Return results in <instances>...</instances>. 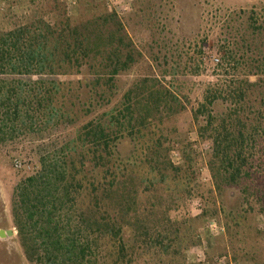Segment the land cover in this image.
Segmentation results:
<instances>
[{
  "label": "trees",
  "instance_id": "1",
  "mask_svg": "<svg viewBox=\"0 0 264 264\" xmlns=\"http://www.w3.org/2000/svg\"><path fill=\"white\" fill-rule=\"evenodd\" d=\"M78 2L77 16L65 0H28L27 10L0 12V145L33 139L42 147L39 167L16 183L11 199L28 261L122 264L130 252L156 248L184 264L183 251L202 243L203 223L223 210L228 264H264L257 240L264 242V232L255 229L248 239L249 216L219 206L217 197L252 176L246 149L254 139L245 134L241 108L251 93L264 102V83L210 84L182 128L187 106L170 84L145 77L121 86L138 51L117 14L105 0ZM248 20L241 37L219 49L226 76L241 77L243 67L249 75L264 71V27L263 55L255 61L252 15ZM225 104L230 112L216 114ZM194 128L212 146L213 203L197 215L177 214L190 195ZM169 231L174 239L165 244L162 232Z\"/></svg>",
  "mask_w": 264,
  "mask_h": 264
},
{
  "label": "rangeland",
  "instance_id": "2",
  "mask_svg": "<svg viewBox=\"0 0 264 264\" xmlns=\"http://www.w3.org/2000/svg\"><path fill=\"white\" fill-rule=\"evenodd\" d=\"M65 1L68 14L77 16L78 0L70 5L68 0ZM105 2L107 4L108 0ZM131 7L129 12L117 16L136 45L137 62L129 74L122 78L120 84L125 86L126 82L145 77L170 84L187 106V111L180 116L179 126L182 128L184 123L192 120V114L203 101L210 84L230 80L264 83V71L249 75L248 69L243 67L237 71L241 77H229L223 74L218 65L219 58L223 55L219 49L224 46L226 40H237L241 37L240 30L243 31L248 26V18L251 15L254 20L252 26L250 25V35L253 39L250 56L255 61L261 59L263 47L259 40V29L264 27V0H131ZM9 8L13 11L27 10L28 0H0V12ZM250 98L251 101L242 104L244 107L241 108V116L246 123L245 134L254 139V147L246 149V155L250 156L247 168L251 169L252 176L226 187L221 195L217 196L219 206L224 203L226 210L231 208L236 213L249 216L252 229L246 233L248 239L254 238L255 229L264 232V102L257 93H251ZM228 106L229 104L221 105L216 114L221 116L229 113ZM188 140L195 150L194 161L188 174L191 180L188 189L190 195L177 214L189 211L197 215L206 202L213 203L212 193L215 188L208 166L212 146L209 141L201 140L196 128L189 133ZM41 148V141L33 139L0 145V230L4 231V234H0V264H31L17 239L11 199L16 183L39 167ZM123 151L129 154L130 149ZM171 157L176 163L181 161L177 149L172 151ZM15 160H19L22 165L16 167ZM230 193L233 197H229ZM213 218L225 228L224 234L229 246L227 222L222 210L220 214L206 219L203 223L200 245L190 247L186 251H183V247L180 248L186 258L184 264H194V256L197 253L195 250L203 245L204 236L209 234L205 230V223ZM170 232H162L165 244L174 239ZM257 240L264 248V242L258 238ZM155 249L151 252L141 250L135 257H132L130 252L122 264H180L170 258L164 259L165 255L157 253ZM228 252L227 264L231 256L229 250ZM216 254L219 253L214 249L209 251L212 263ZM110 261L108 260L107 264H111Z\"/></svg>",
  "mask_w": 264,
  "mask_h": 264
},
{
  "label": "crops",
  "instance_id": "3",
  "mask_svg": "<svg viewBox=\"0 0 264 264\" xmlns=\"http://www.w3.org/2000/svg\"><path fill=\"white\" fill-rule=\"evenodd\" d=\"M196 249L195 253H197L194 256L196 257L193 260L194 264H227L229 259L228 244L225 234L214 235L209 232V234L203 238V245ZM211 249L219 253L213 257V263L209 257V251H211ZM223 258H226V260H224L225 262L220 261V259L223 260Z\"/></svg>",
  "mask_w": 264,
  "mask_h": 264
},
{
  "label": "built area",
  "instance_id": "4",
  "mask_svg": "<svg viewBox=\"0 0 264 264\" xmlns=\"http://www.w3.org/2000/svg\"><path fill=\"white\" fill-rule=\"evenodd\" d=\"M69 5L75 4V0H68ZM108 7L111 11L115 12L118 16L123 15L129 12L131 7V0H108ZM22 163L19 160H15V166L20 167ZM205 230L210 232L211 234L218 235L224 234L225 228L218 222L217 219H209L205 223ZM226 258L220 259V261H224ZM225 262V261H224ZM226 264V263H223ZM234 264V263H233ZM239 264H251L249 262L239 263Z\"/></svg>",
  "mask_w": 264,
  "mask_h": 264
},
{
  "label": "water",
  "instance_id": "5",
  "mask_svg": "<svg viewBox=\"0 0 264 264\" xmlns=\"http://www.w3.org/2000/svg\"><path fill=\"white\" fill-rule=\"evenodd\" d=\"M9 232L12 234L13 232H12V230H9ZM0 234L2 235V234H4V231L3 230H0Z\"/></svg>",
  "mask_w": 264,
  "mask_h": 264
}]
</instances>
